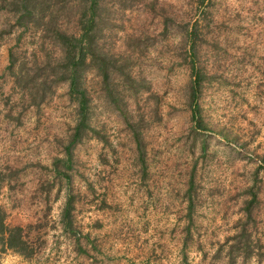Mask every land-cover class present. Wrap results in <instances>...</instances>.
I'll return each instance as SVG.
<instances>
[{"label":"rangeland","instance_id":"374dc122","mask_svg":"<svg viewBox=\"0 0 264 264\" xmlns=\"http://www.w3.org/2000/svg\"><path fill=\"white\" fill-rule=\"evenodd\" d=\"M107 2L105 47L129 55L112 74L128 120L92 70L93 129L70 161L77 115L67 85L30 107L6 67L9 48L31 56V39H0V207L28 236L26 255L0 243V264H231L243 230L234 264H264V0Z\"/></svg>","mask_w":264,"mask_h":264},{"label":"trees","instance_id":"16d2710c","mask_svg":"<svg viewBox=\"0 0 264 264\" xmlns=\"http://www.w3.org/2000/svg\"><path fill=\"white\" fill-rule=\"evenodd\" d=\"M113 13L114 9L107 0H0V39L4 34L19 33L17 43L22 44L28 38L32 45L29 58L9 48L6 72L13 85L22 92L30 107H38L46 100L54 85L65 83L69 98L76 105L77 122L65 148L66 161L71 160L75 146L93 129L90 125L92 98L87 82V76L92 70H96L100 76L106 98L128 120L127 114H123L126 112L123 108L126 105L123 101L124 93L118 92V85L114 84L112 74L123 69L122 60L127 63L129 55L123 58L121 54L106 49L103 41ZM189 41L190 55L193 56L195 43L192 42L191 35ZM124 75L126 82H137L138 78L130 73ZM192 77V119L197 128L202 129L203 122L196 102L202 87V77L194 66ZM135 123L134 121L131 125L134 131ZM134 135L137 137V132ZM256 201L255 194L245 201L244 213L247 222L253 220L252 208ZM70 207L71 200H67L66 217ZM5 216L0 207L2 247L26 255L24 248L27 234L22 227H8ZM249 236L247 230H243V234L231 245V264L235 263L237 257L233 253L241 252Z\"/></svg>","mask_w":264,"mask_h":264}]
</instances>
